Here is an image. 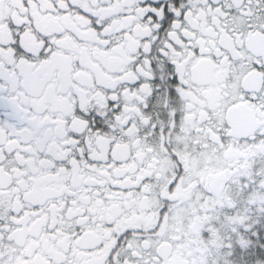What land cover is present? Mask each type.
<instances>
[{"label": "snow or ice", "instance_id": "snow-or-ice-1", "mask_svg": "<svg viewBox=\"0 0 264 264\" xmlns=\"http://www.w3.org/2000/svg\"><path fill=\"white\" fill-rule=\"evenodd\" d=\"M0 264H264V0H0Z\"/></svg>", "mask_w": 264, "mask_h": 264}]
</instances>
